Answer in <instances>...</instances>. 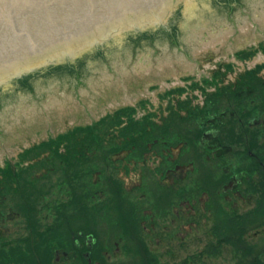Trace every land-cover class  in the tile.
Instances as JSON below:
<instances>
[{
    "label": "rangeland",
    "instance_id": "obj_1",
    "mask_svg": "<svg viewBox=\"0 0 264 264\" xmlns=\"http://www.w3.org/2000/svg\"><path fill=\"white\" fill-rule=\"evenodd\" d=\"M240 1L236 6L234 3L124 55L97 60L84 69L22 85L0 101V167L9 160L18 163L21 152L27 153L22 154L29 158L31 153L28 152L36 149L35 155L39 156L43 152L40 145L34 150L28 148L44 139H53L72 129L75 138L78 126L89 128L97 121H137L131 116L121 119L120 106L144 105L149 109L158 92L170 89L182 93L186 79L190 78H184L185 74L208 73L219 59L234 57L236 50L241 49L237 54L245 56L247 48L242 50L241 47L252 46L256 40L264 41V0ZM205 53L213 58L202 59L207 56ZM261 54L259 50L252 56L255 59ZM228 69L232 73L231 64ZM140 127L137 124L131 127L135 135ZM90 131L83 135L90 137ZM94 142L90 141V147L101 141ZM98 146L101 153H106L104 143ZM49 147L47 144L46 151ZM65 152L73 154L75 150L70 148ZM46 153L45 156H50ZM51 158L48 165L56 164L57 155ZM53 169H45L38 163L21 179L13 176L0 179V234L16 243L12 246L13 242L6 241L7 246L0 250V264H94L95 260L97 264H264V225L256 222L259 214L251 216L255 220L249 216L235 217V210L241 214L247 211L248 201H237L235 205L223 201L217 225L210 234L206 230L207 219L198 221L187 234L183 220L174 227L170 225L174 230L170 238H157L153 234L157 227L161 228L159 223L153 225L149 220L141 224L138 215L131 222L130 212L119 198L125 188L114 176L112 184L118 191L112 198L108 196V203L102 204L105 207L94 210V216H106V221L93 219L88 212L85 217L91 216V220L74 221L76 207L74 202H69L71 192L60 185L67 182H60L59 168L54 165ZM89 174L91 180L98 176V173ZM109 177L104 183L107 184ZM106 190V194L112 191L109 185ZM83 207L94 209V204ZM142 209L150 213L151 206H141L138 212ZM53 225L57 226L50 229ZM88 227L98 237L97 253L90 256L91 262L84 255L73 256L74 244L69 237V233ZM37 232L40 239L36 245L37 240H31L33 247L28 254L23 247L25 240L38 237ZM54 237L65 241L56 247L57 243L50 241L56 240ZM55 250L69 251V255L65 257L60 253L56 261Z\"/></svg>",
    "mask_w": 264,
    "mask_h": 264
},
{
    "label": "flooded vegetation",
    "instance_id": "obj_2",
    "mask_svg": "<svg viewBox=\"0 0 264 264\" xmlns=\"http://www.w3.org/2000/svg\"><path fill=\"white\" fill-rule=\"evenodd\" d=\"M241 48H247L245 56L237 54L241 49L236 50L234 57L219 59L208 73L185 74L184 78H190L182 93L170 89L163 90V95L158 92L149 109L144 105L120 106L121 119L131 116L137 121L105 122L106 136L78 137L73 154L44 150L34 158L45 169L54 170V165L60 169V182H67L60 185L71 192L69 202L76 207L74 221L91 220V216L85 217L87 212L93 219L106 221V216H94V210L118 191L112 184L114 176L125 188L119 198L129 210L131 222L138 215L141 224L149 220L153 225L159 223L161 228L153 234L157 238H170L174 234L170 225L183 220L187 234L198 221L207 219L210 234L223 201L234 205L248 201L247 211L241 214L235 210V217L259 214L256 222L264 225V52L255 59L248 56L250 51L263 49L264 41ZM211 58L213 55L202 59ZM129 107L133 108L131 113ZM133 124L141 126L136 135ZM97 140L104 143L106 153L98 149L101 142L90 147V141ZM46 152L50 156H45ZM55 154L56 164L48 165ZM16 171L26 176L25 168L13 167L11 172L14 175ZM88 172L98 173L97 178L91 180ZM108 185L112 191L106 194ZM92 203L94 209L83 207ZM141 206H151L150 213L143 209L138 212ZM90 228L71 232L69 237L74 244L73 256L84 255L91 262L98 237ZM55 252L57 261L60 253L69 255L65 250Z\"/></svg>",
    "mask_w": 264,
    "mask_h": 264
},
{
    "label": "water",
    "instance_id": "obj_3",
    "mask_svg": "<svg viewBox=\"0 0 264 264\" xmlns=\"http://www.w3.org/2000/svg\"><path fill=\"white\" fill-rule=\"evenodd\" d=\"M238 1L0 0V101L24 84L124 55ZM167 24L169 32L160 29ZM62 64L69 67L55 70Z\"/></svg>",
    "mask_w": 264,
    "mask_h": 264
},
{
    "label": "trees",
    "instance_id": "obj_4",
    "mask_svg": "<svg viewBox=\"0 0 264 264\" xmlns=\"http://www.w3.org/2000/svg\"><path fill=\"white\" fill-rule=\"evenodd\" d=\"M36 234H38V237L32 238V239L30 238V239L25 240V243H24L23 247H24V251H28V254H31V250H32V247H33V245L31 244V240L40 239V232H37ZM54 239H56V240H50V241H52L53 244L57 243V244H54V245H56V247H58L59 245H61V243H63V241H65V240H63V239H61L59 237L58 238L54 237ZM37 243H38V240L34 244L36 245Z\"/></svg>",
    "mask_w": 264,
    "mask_h": 264
},
{
    "label": "bare ground",
    "instance_id": "obj_5",
    "mask_svg": "<svg viewBox=\"0 0 264 264\" xmlns=\"http://www.w3.org/2000/svg\"><path fill=\"white\" fill-rule=\"evenodd\" d=\"M238 2H241V1H238ZM237 3V2H236ZM236 3L234 4V6H236Z\"/></svg>",
    "mask_w": 264,
    "mask_h": 264
}]
</instances>
